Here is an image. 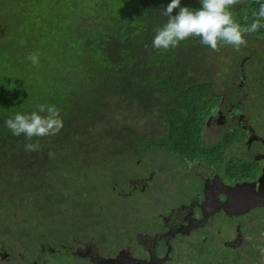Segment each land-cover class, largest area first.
<instances>
[{
    "label": "trees",
    "instance_id": "1",
    "mask_svg": "<svg viewBox=\"0 0 264 264\" xmlns=\"http://www.w3.org/2000/svg\"><path fill=\"white\" fill-rule=\"evenodd\" d=\"M170 2L0 0L1 230L15 222V232L43 227L73 235L82 216L97 226L101 212L92 218L90 207L102 200L96 192L107 189L122 155L143 149L198 160L209 155L201 132L219 101L216 63L232 46L214 52L193 37L174 49L153 48ZM260 4L243 0L232 8L235 19L250 25ZM181 6L201 4L181 0ZM246 37L264 41V28ZM32 53L37 65L28 59ZM236 64L221 72L224 86L233 82V65L238 75ZM38 104L60 109V132L31 140L13 135L5 120ZM245 137L239 128L223 132L215 149ZM29 143L39 150L27 151Z\"/></svg>",
    "mask_w": 264,
    "mask_h": 264
},
{
    "label": "flooded vegetation",
    "instance_id": "2",
    "mask_svg": "<svg viewBox=\"0 0 264 264\" xmlns=\"http://www.w3.org/2000/svg\"><path fill=\"white\" fill-rule=\"evenodd\" d=\"M238 56L233 60L241 74L235 76L232 69L229 93L222 99L219 96L216 113L205 126L213 122L235 124L233 129L246 132L245 141L231 140L228 146L215 149L223 145L219 143L223 133L219 141L210 145L203 129L202 152L209 155L200 160L177 157L160 149L138 152L137 156L150 163L148 174L145 175V171L134 173V181L127 182L131 191L125 196L130 199L135 192L149 190L141 197L142 201H134V204L137 209L144 208L142 212L155 220L153 226L140 227L131 235L127 231L122 235V243L117 237L108 240V229L99 233L95 230L88 236L74 234L77 226L73 235L43 234L44 240H36L22 253L16 251L18 246H10V240L6 242L11 235H17L14 222L0 229V264H49L63 257L70 264H263L264 229L253 232L249 217L260 212L259 219L264 223V208L253 207L256 202L264 204V134L254 132L250 124H242L246 122L242 107L253 98L254 117L257 115L253 113L264 107V49L249 66L252 81L245 92L243 87L249 80L242 73L244 68ZM257 160L259 164L251 172L249 165ZM182 183L186 191L173 196ZM243 191H251V199L242 200ZM151 192L158 199L150 197ZM216 218L232 226V236L217 238L209 233ZM188 241L189 245L181 248ZM222 250L235 255L226 259ZM212 252L217 254V260L210 259ZM185 257L188 260H183Z\"/></svg>",
    "mask_w": 264,
    "mask_h": 264
},
{
    "label": "rangeland",
    "instance_id": "3",
    "mask_svg": "<svg viewBox=\"0 0 264 264\" xmlns=\"http://www.w3.org/2000/svg\"><path fill=\"white\" fill-rule=\"evenodd\" d=\"M247 40V47H241L240 51H235L233 47H230L226 53H220L219 58L220 60L216 63L218 65L216 70L217 73V82L215 84V92L219 94L220 98L226 97L229 93V88L224 86L221 82L223 81V75L221 72H224L228 69L232 68V64H234L233 57L237 58V55H239V60H241L243 64V71L247 76V79L249 80L248 82H245L247 89L249 88V84L251 83V73L249 72V66L252 62L253 59L257 60L259 56L261 55V51L264 49V41L260 39H254L252 40L250 37L245 38ZM229 59L228 63H225ZM236 67H238V64H236ZM233 69L235 70V65H233ZM237 69V72L239 73L237 76L241 74V72ZM219 73L221 76V79L219 81ZM232 76V73L230 74ZM228 82V81H226ZM253 98L249 99L243 104V109L245 111V117L244 119L246 122L242 123L243 125L250 124L254 132H257L258 134H264V111L262 114L261 111L264 109H257L258 112H254L253 114H256L257 116L254 117L252 115L253 112ZM214 114V113H213ZM208 122V121H206ZM205 122V124H206ZM144 123V120L141 122ZM204 124V134L205 137L208 141V144L213 145L214 142L219 141L220 138V133L223 132H228V130H233V128L236 126L235 124H220V123H214L209 124L208 127H206ZM236 136H240V133L236 134ZM245 141V140H244ZM263 144V143H262ZM240 145H244L240 144ZM122 161V165H118V167H115L114 169H119L116 170L114 174H112L111 179H109L108 184H107V189L106 190H100L99 192H96L99 194L100 198L102 200L97 201V203L93 204L92 207H90V217H94L95 214L98 212H101L99 215L100 219H94L96 221L97 226H95V223L89 218L86 219L85 223L84 218L85 217H80L79 221V228L77 231H75L74 234L76 233H82V234H91L95 230L97 233L100 231H103L105 229H108L107 234L109 235L108 240L117 237L118 241L122 243V235L126 234L127 231H129V235L135 234V232L140 229V227L146 228L148 225L153 226L155 223V220L150 219L149 216L145 213L142 212L144 208H139L137 209V205L134 204V201H142L143 199L141 197H145V195L148 193H133L131 198L128 199L129 197H126V194H129V191L131 189L129 188V185L127 186V182L130 183V181H134V173L141 172L143 171L146 172L145 175L148 174V166L150 163L145 162L142 160L141 157L134 155L132 157L131 155L125 156L122 155V158L120 159ZM256 161V160H255ZM127 163V164H125ZM139 163V164H138ZM250 163V162H249ZM257 163L259 164V160H257L256 163L249 165V170L253 172V167L257 166ZM117 164V163H115ZM117 166V165H116ZM155 167V165H154ZM152 169V168H151ZM126 176V177H125ZM140 176V175H139ZM221 178H226L224 175H220ZM124 177L126 179V182L124 180ZM179 182V181H178ZM153 188V187H152ZM155 187L153 188V191ZM186 186L184 183H182L176 190V192L173 194V196L179 194V193H184L186 191ZM155 194V193H154ZM153 192L149 194L150 197L152 198H157V195H154ZM94 208H97V210H94ZM261 216L260 212H255L251 214V217L249 219L253 222H251V230L253 232H258V228L264 229V223L261 222L259 217ZM102 220H107L109 223H104ZM146 220H149L148 222ZM220 218H216L209 230V233L217 238H224L227 236H232L233 235V230L232 226H229L226 221L221 222ZM17 224V223H16ZM15 224V225H16ZM71 224V223H69ZM68 224V225H69ZM17 227V226H16ZM15 227V228H16ZM50 228V227H49ZM129 229V230H128ZM152 230V229H150ZM40 232L46 234L49 233V230H44V228L40 227L38 228L37 231L34 229L32 230H27V233H20L17 232V235H11L9 239H6V242L10 240V245L11 247L13 246H18L19 249L16 251H21L24 253L26 248H30L31 243L35 244L36 240H44V236L42 237ZM62 234V233H60ZM78 236V235H77ZM91 236V235H90ZM66 238V237H65ZM41 240V241H42ZM6 242L5 245H9ZM187 247L189 245V241L185 242L182 247ZM6 248V246L4 247ZM224 256L226 259L229 257H233L235 253H230L228 251H224ZM210 259L212 260H217V254H214L212 252L209 253ZM225 259V260H226ZM183 260H188V257L183 258ZM261 262L264 264V256L261 258ZM49 264H70L68 259L66 257L61 258V260L57 259L53 262H49ZM85 264V263H82Z\"/></svg>",
    "mask_w": 264,
    "mask_h": 264
},
{
    "label": "clouds",
    "instance_id": "4",
    "mask_svg": "<svg viewBox=\"0 0 264 264\" xmlns=\"http://www.w3.org/2000/svg\"><path fill=\"white\" fill-rule=\"evenodd\" d=\"M243 0H200L201 7L192 9L181 6V0H171L163 11L168 17L165 24L157 27L152 46L155 49H174L182 41L189 38H199L202 45L214 52H219L222 45H229L235 51L247 47L246 35L264 28V4H260L250 25L242 26L236 19L232 8ZM178 9L175 15L173 11ZM247 20V17H245ZM28 59L33 65L39 63L37 53H32ZM231 78V76H230ZM247 90L246 84L243 91ZM6 127L15 136L25 135L29 140L33 137L57 135L63 128L60 109L55 105L38 104L30 114L16 113L14 117L5 120ZM38 143L25 145L27 151H38Z\"/></svg>",
    "mask_w": 264,
    "mask_h": 264
},
{
    "label": "water",
    "instance_id": "5",
    "mask_svg": "<svg viewBox=\"0 0 264 264\" xmlns=\"http://www.w3.org/2000/svg\"><path fill=\"white\" fill-rule=\"evenodd\" d=\"M251 191H243V194L245 195L244 196V198H241L242 200H245V199H251ZM235 202V201H234ZM263 207L264 208V204L263 203H258V202H256V203H254L253 204V207ZM225 210V212H227V210L226 209H224Z\"/></svg>",
    "mask_w": 264,
    "mask_h": 264
}]
</instances>
